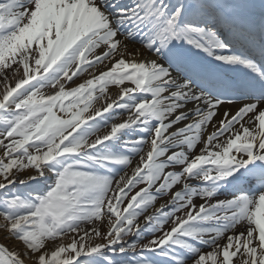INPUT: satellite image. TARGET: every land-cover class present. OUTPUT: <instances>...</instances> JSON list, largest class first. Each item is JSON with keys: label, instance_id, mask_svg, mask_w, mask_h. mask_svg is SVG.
<instances>
[{"label": "snow or ice", "instance_id": "6c2138e0", "mask_svg": "<svg viewBox=\"0 0 264 264\" xmlns=\"http://www.w3.org/2000/svg\"><path fill=\"white\" fill-rule=\"evenodd\" d=\"M0 264H264V0H0Z\"/></svg>", "mask_w": 264, "mask_h": 264}, {"label": "bare ground", "instance_id": "6f19581e", "mask_svg": "<svg viewBox=\"0 0 264 264\" xmlns=\"http://www.w3.org/2000/svg\"><path fill=\"white\" fill-rule=\"evenodd\" d=\"M113 91H114V89H113ZM22 190H25V191H27V189H22ZM159 203V202H158Z\"/></svg>", "mask_w": 264, "mask_h": 264}, {"label": "rangeland", "instance_id": "374dc122", "mask_svg": "<svg viewBox=\"0 0 264 264\" xmlns=\"http://www.w3.org/2000/svg\"><path fill=\"white\" fill-rule=\"evenodd\" d=\"M25 191V190H24Z\"/></svg>", "mask_w": 264, "mask_h": 264}, {"label": "water", "instance_id": "95a60500", "mask_svg": "<svg viewBox=\"0 0 264 264\" xmlns=\"http://www.w3.org/2000/svg\"><path fill=\"white\" fill-rule=\"evenodd\" d=\"M24 191V190H23Z\"/></svg>", "mask_w": 264, "mask_h": 264}]
</instances>
